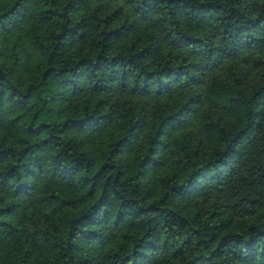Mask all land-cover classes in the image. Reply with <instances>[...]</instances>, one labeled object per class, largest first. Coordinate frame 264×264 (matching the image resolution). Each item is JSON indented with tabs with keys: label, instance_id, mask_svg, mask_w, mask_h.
Returning <instances> with one entry per match:
<instances>
[{
	"label": "trees",
	"instance_id": "1",
	"mask_svg": "<svg viewBox=\"0 0 264 264\" xmlns=\"http://www.w3.org/2000/svg\"><path fill=\"white\" fill-rule=\"evenodd\" d=\"M0 264H264V0H0Z\"/></svg>",
	"mask_w": 264,
	"mask_h": 264
}]
</instances>
